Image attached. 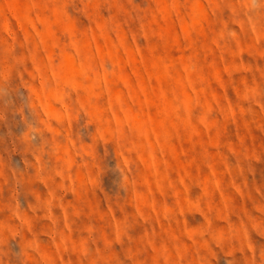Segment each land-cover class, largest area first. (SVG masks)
Wrapping results in <instances>:
<instances>
[{
	"label": "rangeland",
	"instance_id": "1",
	"mask_svg": "<svg viewBox=\"0 0 264 264\" xmlns=\"http://www.w3.org/2000/svg\"><path fill=\"white\" fill-rule=\"evenodd\" d=\"M264 0H0V264H260Z\"/></svg>",
	"mask_w": 264,
	"mask_h": 264
},
{
	"label": "clouds",
	"instance_id": "2",
	"mask_svg": "<svg viewBox=\"0 0 264 264\" xmlns=\"http://www.w3.org/2000/svg\"><path fill=\"white\" fill-rule=\"evenodd\" d=\"M249 252H251L252 257L255 260H259L260 264H264V249H262V248H256V249L249 248Z\"/></svg>",
	"mask_w": 264,
	"mask_h": 264
}]
</instances>
